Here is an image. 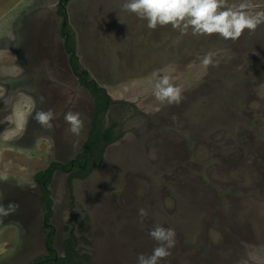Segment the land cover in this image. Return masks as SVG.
<instances>
[{
	"label": "rangeland",
	"instance_id": "rangeland-1",
	"mask_svg": "<svg viewBox=\"0 0 264 264\" xmlns=\"http://www.w3.org/2000/svg\"><path fill=\"white\" fill-rule=\"evenodd\" d=\"M60 1L23 0L0 16V203L19 204L0 218V264H49L50 230L58 264L67 240L74 264H137L157 224L176 233L160 264H264V23L232 41L149 29L126 0ZM250 2V12L264 10V0ZM61 12L81 65L114 100L104 128L116 124V138L102 154L84 147L95 97L71 66ZM161 69L182 88L180 103L155 98ZM48 109L51 129L34 119ZM69 110L81 113L79 136ZM87 154L86 176V166L54 170L55 230L46 228L35 174Z\"/></svg>",
	"mask_w": 264,
	"mask_h": 264
},
{
	"label": "clouds",
	"instance_id": "clouds-1",
	"mask_svg": "<svg viewBox=\"0 0 264 264\" xmlns=\"http://www.w3.org/2000/svg\"><path fill=\"white\" fill-rule=\"evenodd\" d=\"M123 9L135 13L139 18L147 20V27L155 30L157 26L171 25L173 29L186 34L190 28L193 35L218 34L224 40H238L247 29L255 31L264 23V10L250 12L254 6L250 0L240 4H229L228 0H126ZM209 52L202 59V65L207 68L213 64V56ZM158 78L153 83V94L161 103L178 104L182 100V88L174 84L168 69H161ZM154 76L157 73L153 74ZM43 101V97H41ZM34 119L42 127L51 129L55 113L52 109L36 111ZM64 120L69 125V131L79 136L84 127L81 113L69 110L64 114ZM0 179H7L6 175ZM2 198V196H0ZM19 204L9 202L7 206L0 203V218L14 214ZM143 218L148 215L145 208L138 210ZM149 236L156 242L151 252L137 254V264H160L171 256L175 246V230L157 224L149 231Z\"/></svg>",
	"mask_w": 264,
	"mask_h": 264
},
{
	"label": "trees",
	"instance_id": "trees-1",
	"mask_svg": "<svg viewBox=\"0 0 264 264\" xmlns=\"http://www.w3.org/2000/svg\"><path fill=\"white\" fill-rule=\"evenodd\" d=\"M62 8L63 7L61 6V9ZM62 14L65 17V21H66L67 20L66 12H63ZM62 35L65 38L66 50L71 55L70 56L71 66L74 68L77 76L80 77L82 83L89 88V90L95 97L96 111L92 118V129L89 133V137L84 147L86 150L90 152H94L97 150L100 152V154H102V151L103 149H105V146L107 144H110L111 141L116 138V134L114 133V127L116 124H113L107 128H104V116L109 107V104H111L113 100L111 96L107 93L106 89L100 87L98 82L94 78H92L90 74L85 70V68L81 65L78 59V56H77V49H76V44H75V33L73 29L69 25L67 26L66 24L63 27ZM88 157L89 156L87 154L85 156L80 155L77 158V161L80 164H83V166L81 167H85V166L87 167L86 172L82 174V176H86V173L90 171L88 168V164H89ZM82 158H85L84 163L81 160ZM69 166L70 164H62L60 162H53L51 163L50 167H48V169H46L45 171H40L35 175L36 182L41 184L42 186V194H43L42 201L46 208L45 222L48 224L51 222L50 219L53 215V210H52L53 200L50 197V190L47 188V184L51 180V175L53 174L55 169L57 168L66 169V167H69ZM53 234H54L53 231H50V233L46 237V245L52 257L55 255V250L53 248L54 247ZM74 244L75 242H70L69 240H67V243L65 244L67 258H71L72 256L71 250H73ZM38 263H34V264H38Z\"/></svg>",
	"mask_w": 264,
	"mask_h": 264
},
{
	"label": "flooded vegetation",
	"instance_id": "flooded-vegetation-1",
	"mask_svg": "<svg viewBox=\"0 0 264 264\" xmlns=\"http://www.w3.org/2000/svg\"><path fill=\"white\" fill-rule=\"evenodd\" d=\"M61 1H63V4H60V6H62V7H64L65 8V1L64 0H61ZM67 2V1H66ZM68 26V25H67ZM107 93L109 94V92L107 91ZM110 95V94H109ZM111 96V98H112V95H110ZM13 100V99H12ZM12 100H10V101H8L7 102V109H8V106H11L10 104H11V101ZM112 100H113V98H112ZM114 101V100H113ZM95 106H96V103H95ZM1 112V111H0ZM93 118V117H92ZM56 162V161H55ZM53 163V162H52ZM60 163H62V162H60ZM64 164V163H63ZM68 164H70V166L68 167V170H71V167H75V166H79L80 168H82L81 166H82V164H80L78 161H77V159H72ZM47 169H48V167H47ZM46 170V169H45ZM45 170H41V171H45ZM40 172V171H39ZM38 173V172H37ZM36 173V174H37ZM73 173V172H72ZM35 174V175H36ZM52 176H53V174L51 175V178H52ZM36 181V180H35ZM43 202V201H42ZM46 213V212H45ZM53 225V224H52ZM45 226H46V228H52V230L54 229L55 230V228H54V226H52V227H50L51 226V222L48 224V223H46L45 222ZM45 226H44V228H45ZM51 231V230H50ZM54 232V231H53ZM53 242H54V239H53ZM66 244V243H65ZM45 245H46V240H45ZM46 248H47V250H48V254H50L49 252V249H48V247H47V245H46ZM54 248V247H53ZM55 250V249H54ZM72 255V254H71ZM49 259H50V261H49ZM51 259H52V261H51ZM57 255H56V253H55V255L53 256V258L51 257V258H46V259H44L43 261H45V262H48L49 264H58L57 263ZM60 264H74L73 263V260H72V256H71V258H67V255H66V257L62 260V262L60 263Z\"/></svg>",
	"mask_w": 264,
	"mask_h": 264
},
{
	"label": "crops",
	"instance_id": "crops-1",
	"mask_svg": "<svg viewBox=\"0 0 264 264\" xmlns=\"http://www.w3.org/2000/svg\"><path fill=\"white\" fill-rule=\"evenodd\" d=\"M12 1H14V2L12 3ZM12 1L8 0V2H5V3L1 2L0 3V16H3L7 10L11 9L14 6V4H17L18 2H21L23 0H12Z\"/></svg>",
	"mask_w": 264,
	"mask_h": 264
},
{
	"label": "water",
	"instance_id": "water-1",
	"mask_svg": "<svg viewBox=\"0 0 264 264\" xmlns=\"http://www.w3.org/2000/svg\"><path fill=\"white\" fill-rule=\"evenodd\" d=\"M64 1H67V0H64ZM60 4H63V1H60ZM64 5V4H63ZM66 11V10H65ZM67 24V21H64V26Z\"/></svg>",
	"mask_w": 264,
	"mask_h": 264
}]
</instances>
